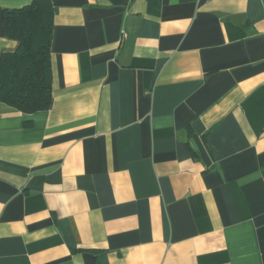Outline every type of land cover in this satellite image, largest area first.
Here are the masks:
<instances>
[{
  "label": "crops",
  "instance_id": "0c3cea01",
  "mask_svg": "<svg viewBox=\"0 0 264 264\" xmlns=\"http://www.w3.org/2000/svg\"><path fill=\"white\" fill-rule=\"evenodd\" d=\"M49 2L50 107L0 102V264H264L261 0Z\"/></svg>",
  "mask_w": 264,
  "mask_h": 264
},
{
  "label": "trees",
  "instance_id": "16d2710c",
  "mask_svg": "<svg viewBox=\"0 0 264 264\" xmlns=\"http://www.w3.org/2000/svg\"><path fill=\"white\" fill-rule=\"evenodd\" d=\"M52 16L49 0L3 14V35L18 46L0 58V102L25 114L46 111L51 104Z\"/></svg>",
  "mask_w": 264,
  "mask_h": 264
},
{
  "label": "built area",
  "instance_id": "2783aa9c",
  "mask_svg": "<svg viewBox=\"0 0 264 264\" xmlns=\"http://www.w3.org/2000/svg\"><path fill=\"white\" fill-rule=\"evenodd\" d=\"M261 2H262V0H261Z\"/></svg>",
  "mask_w": 264,
  "mask_h": 264
}]
</instances>
